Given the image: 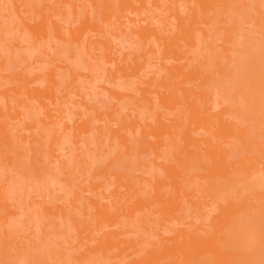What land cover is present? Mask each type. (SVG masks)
Segmentation results:
<instances>
[{"label": "bare ground", "instance_id": "1", "mask_svg": "<svg viewBox=\"0 0 264 264\" xmlns=\"http://www.w3.org/2000/svg\"><path fill=\"white\" fill-rule=\"evenodd\" d=\"M9 1L12 31L57 39L88 73L71 70L61 88L59 64L47 88L31 85L36 73H0V86L21 82L0 90V160L11 173L0 179V264H261L264 0ZM14 59L0 44V71ZM102 93L115 103L92 101ZM21 94L48 137L22 117ZM33 143L45 147L39 163L54 159L48 178L63 193L52 200L34 177L13 178L29 155L15 149ZM22 185L39 192L19 203Z\"/></svg>", "mask_w": 264, "mask_h": 264}, {"label": "rangeland", "instance_id": "2", "mask_svg": "<svg viewBox=\"0 0 264 264\" xmlns=\"http://www.w3.org/2000/svg\"><path fill=\"white\" fill-rule=\"evenodd\" d=\"M26 1L28 3H30V1L34 3L38 2L39 5H42V6L53 2L52 0H26ZM30 13H31V8L28 10L27 14H30ZM12 18H13V14H12L11 2L9 0H0V44H4L6 46L8 45L9 48L12 49V52L15 56V59H14L15 61L13 60L14 62L13 61L6 62L4 70L0 71V73L3 72V73L9 74V73L21 72L22 74H25L28 76H32L34 73H36L37 75H39L40 78H37L35 81H33L31 85L38 86L41 88H47L48 85H50V83L47 82L45 72L51 69L52 67H54V65L56 64L63 66V68H60L61 74L58 77L60 86H58V88H61L63 85H65L66 82H69V83L71 82L72 80L71 75H70L71 70H75V72L78 74L88 73V67L85 66V62L82 61V59H80L76 51L73 53L77 55V59L75 61H71L69 57L67 56L68 50L65 48V45H63L57 39H51V40L47 39L46 41H37L36 39L37 35L33 32L32 33H28V32L22 33L19 30L12 31V26L10 23ZM16 44H18V46H16ZM34 44H37V49H38V52L36 53V55L37 54L42 55L43 51H45L44 53L47 54L46 56L37 57V58L43 57L44 58L43 61L38 60L37 58L34 57V54H33ZM117 50L126 52L128 48H127V45L121 44V46H117ZM52 57L55 58V61L51 59ZM99 75H100L99 73L96 74V76H99ZM2 82H5V84L0 86L1 91L6 90V88H9V89L17 88V86L21 84L20 81H17L15 79L12 80L11 83L8 82V80H2ZM77 84L78 85L84 84L87 86H91L89 83L84 82L83 77L78 79ZM83 89L85 90V93L88 94L85 97L86 99L89 100L92 98L91 95H89L90 93L95 95L94 90L88 89L87 87H84ZM8 92L13 94L14 91L10 89ZM24 95L21 94L19 96V98H23L25 100L23 102L24 104L21 105L19 108L23 112L22 117H25L26 116L25 114L29 112L30 115H32V118L29 121L36 123L37 128H38L37 130L43 131V134L45 133V135L48 137L51 134V130L49 129L45 131L43 129L44 125L41 123L42 115H41V110L39 109L38 104L36 103L35 100H29ZM14 100H16V98H14ZM92 101L99 105L106 104V103H110V104L115 103L114 99L107 97L103 93L97 95L96 98L92 99ZM50 106L52 107L53 105L50 104ZM62 114H63L62 116H67L66 112H63ZM22 117H21V120H22ZM10 118L11 117H9V119ZM12 122L17 123L18 127L23 124L22 122H19L18 120H12ZM45 127H48V126L46 125ZM34 131L35 129L31 131L22 130V133L30 134L31 136L30 139H31L32 138L31 133H33ZM31 146L34 148L35 152L28 151L27 148L29 147V145H22L21 147H17L15 149V152L26 150V152L29 155L26 158H23L22 156L17 158V160L12 164L11 167L13 169V172H12L14 176L13 178L18 179L20 184H23L22 180L29 183V181H31V179L34 177L35 181L33 183V187H38L39 185H41L46 188V189H43L45 190L43 191V195H46L45 197L46 200H52V198L54 197L61 196L63 193V190H59V189L57 190V188L61 185L50 182L49 181L50 179L48 178V174H47L48 173L47 169L53 167L54 159L48 160L46 157H44V161L42 163H39L36 157L40 155L39 149H42L45 147H43L42 145L38 143H33ZM94 147L95 149L97 148L96 146ZM71 148H75V144H72L71 147L69 146V152H70V155L72 156V154L78 152V150H74V152H72ZM70 155L68 158H70ZM62 157L64 158V156ZM65 158H67L66 155H65ZM104 159H105L104 156L102 155L98 156V162L99 160H104ZM124 163L128 164L126 167L127 173L129 174L133 173L132 167L135 166V164H132L130 162L128 163V161H124ZM124 163L123 162L119 163L116 166L113 165L112 170H115L116 168L117 169L121 168ZM9 174L11 173L9 172V168L6 162L0 160V179L3 176H7ZM27 177H28V180H26ZM16 184L18 183L16 182ZM34 192H39V191H37L36 188L26 189V187L22 185V187H19L17 189L16 199L20 200L19 203H25L31 198V196H33V194H35ZM19 220H20V217L17 218L15 223H18ZM33 229L36 230V227H34ZM138 231L141 232V230H137L136 232ZM28 232H31V229H29ZM43 240H44V243L48 242V239H46V237H44Z\"/></svg>", "mask_w": 264, "mask_h": 264}, {"label": "snow or ice", "instance_id": "3", "mask_svg": "<svg viewBox=\"0 0 264 264\" xmlns=\"http://www.w3.org/2000/svg\"><path fill=\"white\" fill-rule=\"evenodd\" d=\"M262 7H264V3H262ZM261 264H264V261H262Z\"/></svg>", "mask_w": 264, "mask_h": 264}]
</instances>
